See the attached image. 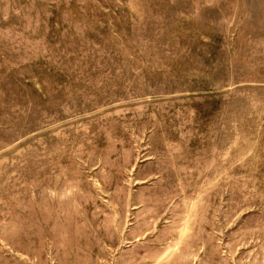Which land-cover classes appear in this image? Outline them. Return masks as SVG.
I'll list each match as a JSON object with an SVG mask.
<instances>
[{"label":"rangeland","instance_id":"obj_1","mask_svg":"<svg viewBox=\"0 0 264 264\" xmlns=\"http://www.w3.org/2000/svg\"><path fill=\"white\" fill-rule=\"evenodd\" d=\"M0 264H264V0H0Z\"/></svg>","mask_w":264,"mask_h":264}]
</instances>
